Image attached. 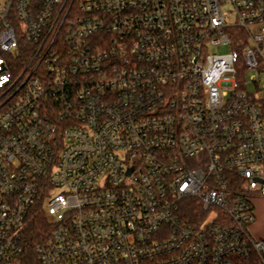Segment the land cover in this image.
I'll use <instances>...</instances> for the list:
<instances>
[{
  "label": "built area",
  "instance_id": "1",
  "mask_svg": "<svg viewBox=\"0 0 264 264\" xmlns=\"http://www.w3.org/2000/svg\"><path fill=\"white\" fill-rule=\"evenodd\" d=\"M263 92L264 0H0V264H264Z\"/></svg>",
  "mask_w": 264,
  "mask_h": 264
},
{
  "label": "trees",
  "instance_id": "2",
  "mask_svg": "<svg viewBox=\"0 0 264 264\" xmlns=\"http://www.w3.org/2000/svg\"><path fill=\"white\" fill-rule=\"evenodd\" d=\"M264 112V108H263ZM41 200L31 211L29 220L23 230L22 237L25 245L24 264H37L36 246L42 241L49 238L51 226L47 215L39 207Z\"/></svg>",
  "mask_w": 264,
  "mask_h": 264
},
{
  "label": "rangeland",
  "instance_id": "3",
  "mask_svg": "<svg viewBox=\"0 0 264 264\" xmlns=\"http://www.w3.org/2000/svg\"><path fill=\"white\" fill-rule=\"evenodd\" d=\"M228 50L227 47H222V48H216L213 49V53H224ZM251 89H253V84L249 86ZM259 96H262L264 98V92L259 94ZM259 207H260V217H261V222L260 226L258 227V235L263 236L264 239V200L259 202Z\"/></svg>",
  "mask_w": 264,
  "mask_h": 264
}]
</instances>
